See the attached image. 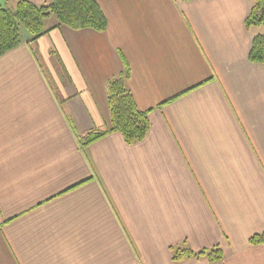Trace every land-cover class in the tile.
<instances>
[{
	"label": "crops",
	"instance_id": "1",
	"mask_svg": "<svg viewBox=\"0 0 264 264\" xmlns=\"http://www.w3.org/2000/svg\"><path fill=\"white\" fill-rule=\"evenodd\" d=\"M96 1L105 31L51 16L0 56V264H264L250 244L264 232L254 0ZM126 66L148 134L82 149L77 135L110 124L107 85ZM216 246L218 262L171 250Z\"/></svg>",
	"mask_w": 264,
	"mask_h": 264
},
{
	"label": "trees",
	"instance_id": "2",
	"mask_svg": "<svg viewBox=\"0 0 264 264\" xmlns=\"http://www.w3.org/2000/svg\"><path fill=\"white\" fill-rule=\"evenodd\" d=\"M14 1L16 6L13 9L0 4V56L22 43L23 29L33 36L32 40L46 33V22L51 16L58 20V25H66L75 30L91 28L103 32L108 27V19L96 0H51L44 5L29 0ZM246 27L264 28V0H254L246 19ZM249 59L264 66V31L253 37ZM129 77L130 70L126 66L122 74L108 83L110 124L77 135L82 149L112 133H120L130 145L142 141L148 134L151 126L149 111L138 107L127 86ZM250 244H264V232L254 234ZM171 250L176 262L189 257H206L210 262L224 258V251L219 246L199 251L189 247H172Z\"/></svg>",
	"mask_w": 264,
	"mask_h": 264
},
{
	"label": "rangeland",
	"instance_id": "3",
	"mask_svg": "<svg viewBox=\"0 0 264 264\" xmlns=\"http://www.w3.org/2000/svg\"><path fill=\"white\" fill-rule=\"evenodd\" d=\"M0 4H2V5L5 6V7L10 8V9L15 8V6L12 5L11 3H8L7 0H0ZM53 18H55V17H53ZM50 22H51V20L47 21V24H49ZM23 30H26V29H23ZM259 30H260V31H264V28L261 27ZM27 32H28V31H27ZM46 73H47V71H46Z\"/></svg>",
	"mask_w": 264,
	"mask_h": 264
}]
</instances>
